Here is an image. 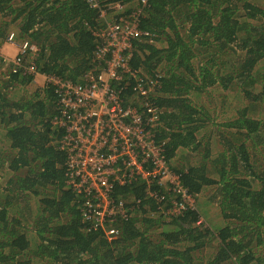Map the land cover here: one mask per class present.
Returning a JSON list of instances; mask_svg holds the SVG:
<instances>
[{
  "label": "trees",
  "instance_id": "trees-1",
  "mask_svg": "<svg viewBox=\"0 0 264 264\" xmlns=\"http://www.w3.org/2000/svg\"><path fill=\"white\" fill-rule=\"evenodd\" d=\"M98 1L118 3L123 14L139 2ZM97 13L87 0H0V45L14 27L19 41L39 48L40 74L76 82L92 68ZM142 13L140 29L151 37L134 43L130 63L142 75H161L156 139L196 209L169 223L155 206L152 218L139 209L111 241L85 231L66 188L63 130L53 123L58 99L48 84L18 98L16 87L32 78L2 75L0 57V264H264V162L251 152L264 143L261 113L253 115L264 108V0H147ZM215 85L247 99L218 126L216 153L207 110L191 99ZM209 188L199 203L206 215L197 204ZM141 189L114 192L142 197ZM212 205L219 218L208 228Z\"/></svg>",
  "mask_w": 264,
  "mask_h": 264
},
{
  "label": "built area",
  "instance_id": "built-area-1",
  "mask_svg": "<svg viewBox=\"0 0 264 264\" xmlns=\"http://www.w3.org/2000/svg\"><path fill=\"white\" fill-rule=\"evenodd\" d=\"M87 2L102 24L93 29L92 68L78 81L40 74L39 48L29 41L17 43L14 33L6 43L17 53L5 62L12 74L40 75L52 87L60 111L53 123L63 130L59 149L66 158V188L78 199L84 230L99 231L111 241L120 235V222L137 210L152 218L155 206L169 223L168 216L195 209L196 197L163 159L165 142L156 139L160 110L153 99L161 75H142L130 63L134 43L151 37L139 24L147 0H139L128 14L118 3ZM136 183L142 185V197L115 195L116 188Z\"/></svg>",
  "mask_w": 264,
  "mask_h": 264
},
{
  "label": "rangeland",
  "instance_id": "rangeland-1",
  "mask_svg": "<svg viewBox=\"0 0 264 264\" xmlns=\"http://www.w3.org/2000/svg\"><path fill=\"white\" fill-rule=\"evenodd\" d=\"M110 17L113 18L115 16V13L113 11H111L109 13ZM108 16V15H107ZM9 33H14L15 37L19 35V33L17 32V30L12 27L9 29L8 34ZM16 41L17 43L22 42L19 41L18 38L16 37ZM7 42V41H5ZM8 45V44H6ZM10 48H13L15 50H17L16 48H14L15 46H10L8 45ZM0 57L4 60L3 62V66L1 69V73L2 75H6L9 71L8 66L6 65L5 59H12L13 57L10 56H6V55H1ZM33 79V81L28 84L26 87H20L17 86L16 87V95L17 97H24V96H31L38 88H42L45 85V80L43 77H41L40 75H36L34 77H31ZM239 93V98L235 97L236 95H238ZM254 93H257V91H254ZM196 95V94H194ZM191 99L196 101L199 105H203V107L207 110L206 113H208L209 116V135L213 136L212 141H213V150L214 153H216L218 150H220V147L215 144V141L217 140V131H218V126L223 125L224 123H226L227 121H233V119L235 118L237 112L241 109H243L244 107L247 106V99L245 97L242 96L241 91H236V92H230V91H226L223 88H221L220 85H215L213 87H211L210 89H207L205 91H203L202 94H200L198 97H196L194 99V96H191ZM258 112H260V118L262 121H264V108H259V109H253V115H256ZM221 130V129H220ZM219 133V131H218ZM264 139V137H261ZM261 138H258L256 142H263V140H261ZM251 144V143H250ZM251 152L253 155H257L258 153H260V156L257 157V159H260L264 162V159H262V156L264 155V143L263 144H257L255 145V148L252 147ZM195 155V154H194ZM193 155V156H194ZM196 157V155H195ZM3 182H5L4 178H2ZM212 191L211 188H209L208 191H205L204 194L202 196H200V199L198 201L197 206H199V203L201 201H207V196L212 195ZM196 206V204H195ZM215 205L211 206V210H209L208 212L210 213V218L208 217V219L205 222V226H207L208 228H210V223L211 222H215L218 221L219 218V208H215ZM196 209V207H195ZM199 209H202L201 206H199ZM211 211V212H210ZM205 214L207 215L206 211ZM205 218V217H204ZM203 221V220H202ZM158 231V230H157ZM156 231V232H157ZM160 231V229H159Z\"/></svg>",
  "mask_w": 264,
  "mask_h": 264
},
{
  "label": "crops",
  "instance_id": "crops-1",
  "mask_svg": "<svg viewBox=\"0 0 264 264\" xmlns=\"http://www.w3.org/2000/svg\"><path fill=\"white\" fill-rule=\"evenodd\" d=\"M16 50L13 48H10L8 45L6 44H1L0 46V54L1 55H6V56H10L13 57L16 55ZM1 136V135H0ZM0 140L2 141L1 137ZM2 144H6V141H2Z\"/></svg>",
  "mask_w": 264,
  "mask_h": 264
},
{
  "label": "clouds",
  "instance_id": "clouds-1",
  "mask_svg": "<svg viewBox=\"0 0 264 264\" xmlns=\"http://www.w3.org/2000/svg\"><path fill=\"white\" fill-rule=\"evenodd\" d=\"M114 11V10H113ZM7 36H8V33L6 34V38H5V41H6V39H7ZM5 41H3L1 44H7ZM1 46V45H0ZM7 65V64H6ZM8 66V68H9V65H7ZM9 72H10V69L8 70ZM11 73V72H10ZM32 80V79H31Z\"/></svg>",
  "mask_w": 264,
  "mask_h": 264
}]
</instances>
